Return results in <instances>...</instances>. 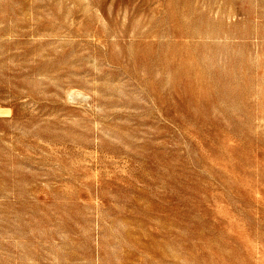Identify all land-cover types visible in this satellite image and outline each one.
<instances>
[{
	"label": "rangeland",
	"instance_id": "rangeland-1",
	"mask_svg": "<svg viewBox=\"0 0 264 264\" xmlns=\"http://www.w3.org/2000/svg\"><path fill=\"white\" fill-rule=\"evenodd\" d=\"M0 264H264V0H0Z\"/></svg>",
	"mask_w": 264,
	"mask_h": 264
},
{
	"label": "bare ground",
	"instance_id": "bare-ground-1",
	"mask_svg": "<svg viewBox=\"0 0 264 264\" xmlns=\"http://www.w3.org/2000/svg\"><path fill=\"white\" fill-rule=\"evenodd\" d=\"M73 92V90L71 91V93ZM79 92V91H78ZM70 93V92H69ZM76 93V92H75ZM81 93V92H80ZM82 94V93H81ZM76 95V94H75Z\"/></svg>",
	"mask_w": 264,
	"mask_h": 264
}]
</instances>
